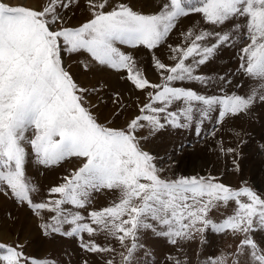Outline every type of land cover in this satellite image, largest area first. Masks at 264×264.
Segmentation results:
<instances>
[{
	"label": "snow or ice",
	"instance_id": "obj_1",
	"mask_svg": "<svg viewBox=\"0 0 264 264\" xmlns=\"http://www.w3.org/2000/svg\"><path fill=\"white\" fill-rule=\"evenodd\" d=\"M73 3L78 6L79 0H40L36 5L0 0V194L10 193L31 209L45 237L82 238L87 234L90 239L87 243L81 239L82 249L101 254L103 264H115L103 256L115 248L95 242L92 238L99 233L125 249L120 253L123 264H134L138 251L150 254L140 243L142 231H151L177 246L209 227L218 234L228 230L242 233L244 238L236 254L221 253L205 264H228L230 255L243 254L245 248L253 264H264V248L250 235L264 229L261 195L247 186L233 190L211 175L164 176V169L156 163L158 157L143 147V141L166 127L191 129L200 136L212 124L215 134L216 126L227 117L264 104V0H156L157 10L151 14L135 11L123 2L113 5L111 0H87L91 18L79 26L68 15ZM190 14H199L211 30L190 28L181 33L186 47L169 44L174 64L154 58L162 84L151 83L136 69L132 57L116 46L157 49L166 44L179 20ZM226 48L237 49L239 66L233 75L257 82L246 94L229 91L234 80L228 74L199 73L201 66ZM62 51L86 53L99 65L126 70L134 87L147 93L148 103L123 126H114V118L124 108L117 92L112 97L116 110L101 120L105 98L96 88L90 90L76 82L64 65ZM190 58L191 63H186ZM82 63L87 69L88 64ZM185 82L199 83L205 91L182 86ZM209 88L217 91L208 94ZM145 129L147 135H141ZM29 150L37 164L45 167L73 157L80 161L61 183L49 188L43 201H35L31 195L37 187L26 176ZM102 190H118L119 201L87 211L93 194ZM230 201L237 205L234 215L219 223L209 218L220 203ZM25 246L19 239L14 243L0 239V264H60L54 258L29 257ZM167 259L170 264H189L186 256L169 255ZM82 264L89 261L83 259ZM232 264H238V259Z\"/></svg>",
	"mask_w": 264,
	"mask_h": 264
},
{
	"label": "rangeland",
	"instance_id": "obj_2",
	"mask_svg": "<svg viewBox=\"0 0 264 264\" xmlns=\"http://www.w3.org/2000/svg\"><path fill=\"white\" fill-rule=\"evenodd\" d=\"M11 1L17 0H8L9 3ZM34 1L37 4L40 3V0ZM121 2L144 14H151L157 10L156 0H111L113 5ZM68 15L71 17L70 22L75 26L86 22L91 18L87 0H79L78 6L73 3ZM190 28L195 32H199L201 28L211 30L210 26L203 24L199 14H190L179 20L166 44L157 49L149 50L142 45L132 47L117 44L116 46L121 52L132 57L136 69L140 70L151 83L162 84L161 70L154 67V58H159L166 65L174 64L175 61L169 58L172 53L169 51L168 45L186 47L187 44L184 43L181 33ZM61 55L64 65L68 67L73 78L81 87H87L90 90L96 88L99 94L105 98V104L100 108L101 120L105 115H110L112 111L116 110V106L112 103V97L117 92L121 94L124 108L122 114L114 118V126H123L125 120L140 114V106L148 103L147 93L134 87L127 79L126 70H116L106 65H99L92 61L86 53L68 54L62 51ZM82 62L88 64L87 69ZM186 63H191V58ZM238 66L237 49L226 48L218 52L207 64L201 66L199 73L210 76L228 74V78L234 80L233 89L229 91L235 90L240 94H246L249 92L250 86L257 82L243 75H233ZM236 83L241 84L242 87L235 88ZM182 86L194 88L200 92L205 91L196 82H185ZM214 91L217 90L212 88L207 90L208 94H212ZM92 98L93 101L96 100L95 93ZM212 127V124H207L200 136L195 135L191 129L166 127L143 141V147L158 157L156 163L158 167L164 169L162 173L164 176L174 178L211 175L216 178L217 182L223 183L233 190L247 186L264 198V156L261 153L263 149L261 146L264 145V104L258 103L245 114L227 117L222 124L216 126L215 134H212ZM140 134L147 135V130L145 129ZM181 145H183L182 148ZM227 148L235 149V152L225 153L222 150ZM79 163L80 161L73 157L58 165L45 167L37 164L35 154L29 150L25 162L26 176L31 184L37 187V191L31 194L32 198L35 201L46 200L49 188L61 183L63 177L78 167ZM119 199L118 190L95 192L87 211L102 210L112 206ZM236 209L237 205L234 201L227 204L220 203L209 213V218L219 223L228 216L234 215ZM87 211L83 214L87 215ZM44 215L48 214L44 213ZM39 222L33 211L25 204L16 201L10 193L8 195L0 194V234L5 235L4 242L14 243L19 239L26 245V255L32 258H54L60 264H82V260L87 259L89 264H103L101 254L87 253L82 249L81 239L84 243L89 242L90 238L87 234H83L82 238L80 236L65 237L59 234L45 237L38 227ZM162 227L166 230L167 226ZM250 235L261 248H264V229L253 231ZM243 238L242 233H233L228 230L218 234L209 227L202 235L197 234L192 240L180 241L177 246H173L165 237L155 236L151 231H142L140 243L147 247L150 254L145 255L143 250L138 251L135 254L134 264H170L167 259L169 255L179 256L180 259H184L186 256L189 264H205L208 258L219 256L221 253L236 254ZM92 239L99 244L115 248V252L105 253L103 256L105 259H113L115 264H123L120 253L125 252V249L117 240L104 233H99ZM127 243L130 245L131 240L129 239ZM248 252L249 250L245 248L243 254L230 255L228 264H232L233 259H238V264H253Z\"/></svg>",
	"mask_w": 264,
	"mask_h": 264
},
{
	"label": "bare ground",
	"instance_id": "obj_3",
	"mask_svg": "<svg viewBox=\"0 0 264 264\" xmlns=\"http://www.w3.org/2000/svg\"><path fill=\"white\" fill-rule=\"evenodd\" d=\"M10 3H12V4H29V5H36L37 3L34 1V0H32V1H29V2H25V1H22V0H17V1H11ZM84 4V3H83ZM82 4V5H83ZM86 4V3H85ZM82 8V7H81ZM84 8V7H83ZM93 99V98H92ZM261 153H262V156H264V148L262 149V151H261ZM0 239H2L3 241L5 240V235H3V234H0Z\"/></svg>",
	"mask_w": 264,
	"mask_h": 264
}]
</instances>
